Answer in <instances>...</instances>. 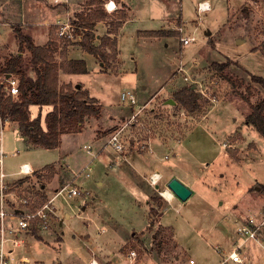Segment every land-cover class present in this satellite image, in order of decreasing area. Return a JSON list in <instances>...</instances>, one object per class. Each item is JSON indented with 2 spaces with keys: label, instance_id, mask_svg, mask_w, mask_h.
Segmentation results:
<instances>
[{
  "label": "rangeland",
  "instance_id": "1",
  "mask_svg": "<svg viewBox=\"0 0 264 264\" xmlns=\"http://www.w3.org/2000/svg\"><path fill=\"white\" fill-rule=\"evenodd\" d=\"M68 1L65 7L53 4L52 0H0V67L7 57L18 51L17 29L35 37L36 42H40L39 37L52 39L58 54L83 41L87 30L82 27L78 30L82 33L81 40L73 43L60 42L54 34L50 35L54 31L51 24L61 20L66 10L79 23L81 20L75 15L92 10L88 5L90 0ZM116 1L118 11L107 15L108 18L125 14L127 4L130 8L128 20L119 32V63L106 72L90 70L71 80L77 85L83 84L89 94L99 100L103 106L101 117L87 119L82 135H64L63 146L52 150L25 145L13 124L11 131L4 135L5 170L14 172L19 164L28 162L36 171L33 188L44 186L42 193L50 196L55 187L74 175L66 172L61 152L69 154L73 169L78 170L88 160L83 146L93 145L89 134L98 145L101 141L103 144L111 132L122 130L125 156L136 153L127 159L128 163L132 161L143 174L155 168L166 177L174 174L176 179L192 188V194L185 201L174 197L175 200L168 204L170 202L159 193L167 188L164 180L155 189L145 180L128 182L113 173L104 178L105 171L99 170L102 159L98 158L90 177L79 181L89 195L78 186L82 191L79 197L55 201L57 213L63 218L62 226L55 228L59 233L44 231L40 242L27 237L18 251L26 255L29 262L14 264H86L83 256L88 255L85 249L88 241H81L80 237L92 239L97 249L105 251L104 257L112 251L121 256L133 248L145 264H184L185 255L179 244L195 264H219L222 258L212 245L217 239L215 233L228 232L229 245H232L240 221L264 210V192L257 187L259 183L264 184V139L245 122L250 105L264 97V91L251 83L249 77L252 74L264 79L261 52L264 48V0H209L210 11L200 15L196 12L199 0H182L181 13L176 0ZM54 9L59 14L56 20L53 19ZM166 9L172 16L177 15L178 10L186 24L185 35H193L194 42L182 46L177 39L169 37L159 40H147V36L134 38L138 30L165 29L166 19L160 21V17ZM23 57L27 74L33 76L29 53L24 52ZM180 59L188 69V81L174 73ZM228 62L229 67L224 72L210 70L212 63ZM89 66L93 69L91 63ZM192 81L198 82L196 90L206 96L199 93V111L182 115L168 101H172L173 92L193 85ZM123 92L132 93L136 99L133 113L143 99L150 98L142 105L144 108L137 116L139 122L132 128L130 125L135 121L131 119L132 106L121 101ZM47 110L44 107L41 111L42 121ZM29 113L32 118L37 116L38 108L31 106ZM130 136L133 139L129 140ZM64 139L71 140L67 147ZM153 139L168 144L180 142L173 147L157 144L158 148L153 143L148 153L138 149L144 141L152 142ZM107 151H111L113 161L123 159L122 154L110 148L100 155ZM48 165L54 168L53 173L47 169ZM51 173L53 176L49 178ZM100 176L103 185L97 186L95 181ZM150 205L158 207L162 213L154 226L148 225ZM65 212L69 213V218H64ZM159 225L165 227V232L155 238ZM100 230H104L103 233ZM59 237H62L60 242ZM243 249L242 264H264V240L262 246L250 242Z\"/></svg>",
  "mask_w": 264,
  "mask_h": 264
},
{
  "label": "trees",
  "instance_id": "2",
  "mask_svg": "<svg viewBox=\"0 0 264 264\" xmlns=\"http://www.w3.org/2000/svg\"><path fill=\"white\" fill-rule=\"evenodd\" d=\"M101 3H103L101 0H90L88 3L92 7L90 13H78L75 16L81 22H75V19L72 22L78 25L79 28L82 27L87 30L83 41L79 42L81 48L103 63L104 70L107 71L116 59L117 45L116 40L108 36L102 37L99 45L93 42L94 34L92 30L95 24L108 19ZM124 19L125 14H122L116 21H111L114 33L121 27ZM54 31H51L50 35L54 34ZM15 35L18 51L15 55H11L4 60L0 72L2 74H12L18 78L19 93L15 98H12L6 96L0 87V115L3 118H8L12 124L16 125L17 132L25 144H30L35 148L56 149L60 146L61 135L79 133L87 119L100 117L103 106L99 100L89 95L88 90L84 89L82 84L72 85L71 83L61 84L59 82L60 72L69 75L86 74L87 69L83 61L68 60L66 49H62L59 54L60 59L56 58V44L52 39H49L45 45L38 46L34 44L31 37L24 34L20 29L15 30ZM143 35L151 38H161L176 37L179 34L177 31L156 30L147 31ZM24 52L29 53V65L33 76L27 74L24 68ZM261 52L264 56V48ZM228 67L229 62L212 63L210 70L221 73L227 70ZM249 77L251 83L259 85L264 91V79L262 77L252 74H249ZM193 87V85H188L173 92L172 101L174 103L171 107L187 114L199 111L200 94ZM244 99L248 100L246 97ZM31 106L38 108V114L33 118L29 113ZM44 107H49L50 110L45 114L42 121L41 111ZM250 109V113L245 117V122L247 125L252 126L264 139V97L251 104ZM138 122L136 116L130 127L136 126ZM138 129L140 130V128ZM146 131L150 130L146 129ZM47 169H50L53 173L54 168L51 165ZM52 173L49 178L53 176ZM257 187L264 192V184L259 183ZM36 195H38L40 202L45 201L46 195L44 193L37 192ZM161 215L162 213L158 207L150 205L148 225L154 226L157 217L160 221ZM164 228V226L159 225L158 233L154 237L156 238L163 231L165 232ZM31 235L40 240L39 230L32 229Z\"/></svg>",
  "mask_w": 264,
  "mask_h": 264
},
{
  "label": "built area",
  "instance_id": "3",
  "mask_svg": "<svg viewBox=\"0 0 264 264\" xmlns=\"http://www.w3.org/2000/svg\"><path fill=\"white\" fill-rule=\"evenodd\" d=\"M181 1L182 0H179L180 3ZM68 2V0H52L53 4H60L65 7L68 6ZM102 9L108 15H113L118 11V6L115 0H103ZM210 9L211 5L209 0H200L196 3V12L198 15L208 12ZM72 20L73 18H71L70 13L66 10L61 20L51 24V27L55 28L54 36L56 40L70 43L81 40L82 33L78 32L80 28L77 27ZM185 28L184 25L175 27V30L179 34V43L182 46L188 45L195 40L193 35H185ZM175 74L182 75L183 80L188 81V69L182 59L178 62ZM191 84L196 88L198 82L192 81ZM0 87L6 96L15 98L19 93V80L12 74H0ZM200 92V94L206 96L205 93L202 91ZM121 101L128 106L133 107L136 105V99L130 92L121 93ZM143 108L142 106L139 107V109L133 113L131 119H135V117L142 112ZM181 114L183 115V112H181ZM11 127L12 122L8 118H3L0 115V264L26 262L24 256L18 255V249L24 245L26 238L31 235L32 229L44 232L59 227L60 217L54 206L55 201L58 198L66 200V198L79 197L81 195L82 191L76 184L77 178H87L90 176L93 163L99 158L102 151H105L106 148H110L119 155L122 154V160H126L125 142L120 135L122 130H115L108 135L100 149L95 150L92 145H84L83 148L88 155V160L83 164L84 166L81 167L69 181L62 183L54 189L53 193L47 196L45 201L40 202L36 193L41 192L42 189L38 187H35L36 189L33 188L32 182L34 178H36V171H34L28 163L19 164L17 170L12 173H8L5 170L4 158L6 152L4 150V135L6 132L11 131ZM130 138L132 137H129V140ZM138 149L146 153L150 152L149 141H144V143L140 144ZM160 179L161 174L154 172L145 178V181L150 187L154 188L157 186ZM235 234L238 240H240V244L237 248L229 252L227 260L235 264H242L243 259L239 250L243 245L252 242L262 246L264 238V210L260 211L258 214L255 213L246 216L244 220L240 221L236 226ZM190 263L193 262L190 261ZM88 264L100 263L92 259ZM105 264L145 263L141 255L135 249L130 248L124 254H121V261L116 263L108 261Z\"/></svg>",
  "mask_w": 264,
  "mask_h": 264
},
{
  "label": "crops",
  "instance_id": "4",
  "mask_svg": "<svg viewBox=\"0 0 264 264\" xmlns=\"http://www.w3.org/2000/svg\"><path fill=\"white\" fill-rule=\"evenodd\" d=\"M116 1V0H115ZM200 1V0H199ZM117 2V1H116ZM198 2V1H197ZM196 2V3H197ZM176 4H177V6L179 7V12L181 13V10H182V1H181V3L179 2V0H176ZM181 4V5H180ZM180 7H181V9H180ZM55 8H57V7H55ZM129 10H130V8H128V4H127V7H126V12H125V19L122 21V25H121V27L118 29V31L116 32V33H114L113 32V30H112V26H111V21H116L117 20V17H115L114 19H111V18H108L106 21H100V22H97L96 24H95V26H94V29L92 30V33L94 34V40H93V42L96 44V45H99L100 44V41H101V38L102 37H104V36H108V37H110L111 39H115L116 40V45H117V55H116V59H115V61L113 62V64H111L112 66L114 65V66H117V64L119 63V32L122 30V28L125 26V24H126V22H127V20L128 19H126V17L128 16V12H129ZM104 11V10H103ZM52 12L55 14V16H53V19H57V16L59 15V14H57V9H54V10H52ZM106 13V12H105ZM117 13V12H116ZM180 13H178V10H177V15H175V16H172V14H170L169 12H168V10L166 9V11H164L163 12V14H161V17H160V21H164V19H166L164 22L165 23H167V27L165 28V29H161V30H168V31H174V32H176V30H175V27L176 26H180V25H185V27H186V24L183 22V19H182V17H181V14ZM107 14V13H106ZM108 15V14H107ZM60 17V16H59ZM111 17H113V16H111ZM59 19V18H58ZM170 25V26H169ZM147 31H149V30H144V31H141V30H138V31H136L135 32V34H134V38H136V39H139L140 37H143L144 35H143V32H147ZM210 33V32H209ZM179 36V35H178ZM178 36H176V37H169V38H174V39H177V41H179L178 40ZM30 37V36H29ZM163 38H168V37H161V38H151V37H148V39L147 40H152V39H155V40H159V39H163ZM31 39L33 40V42H34V44L35 45H38V46H43V45H45L46 43H47V41L49 40V39H47V38H45V40H42L40 37L38 38L39 40H40V42H36V38L35 37H33L32 35H31ZM143 39V38H142ZM14 46H15V44H14ZM107 51H109V50H107ZM66 57H67V59L68 60H81V61H83L84 63H85V65H86V69H87V73H89V71L90 70H92L93 72H106V70H104V64L103 63H101L96 57H94L92 54H89V53H87L86 51H84L82 48H81V46L79 45V44H73L72 46H70V47H68V48H66ZM56 58H58V59H60L59 58V54L56 52ZM90 61V62H89ZM89 63H91L92 64V68L93 69H91L90 68V66H89ZM108 70H110V69H108ZM107 70V71H108ZM86 73V74H87ZM175 73V72H174ZM77 75H81V74H77ZM76 76V74H74V75H69V74H62L61 72H60V76H59V82L61 83V84H68V83H71V84H73V85H77V83H75V82H72L71 80H72V77H75ZM174 76V75H173ZM65 79V80H64ZM83 85V84H82ZM147 86H148V84H146ZM84 89H86V90H88L87 88H85L84 87ZM143 89H146V86L145 87H143ZM89 93V92H88ZM155 93L156 92H154V94L153 95H155ZM90 95V94H89ZM152 95V96H153ZM91 96V95H90ZM91 97H93V96H91ZM95 98V97H94ZM98 100V99H97ZM150 101V98L149 99H143V102H142V104H141V106L142 105H146L148 102ZM140 106V107H141ZM46 108H48V110H47V112L50 110V108L49 107H46ZM128 109V108H127ZM127 109H123L122 111H124V110H127ZM129 110V109H128ZM133 110H134V108L133 107H130V113L132 112L133 113ZM121 111V112H122ZM46 112V113H47ZM101 115H102V112H101ZM101 115H100V117H101ZM99 117V118H100ZM99 118H93V119H99ZM122 120H125V118L124 117H120ZM13 125V124H12ZM85 123L83 124V127H82V129H81V131L79 132V133H77V134H70V136L71 137H73L74 135H82L85 131H86V129H85ZM93 134H95L94 132H93ZM64 135H69V134H63V135H61L60 136V146L58 147V148H56V149H59V148H61V146H63V142H62V140H63V138H64ZM69 138V139H72V138ZM89 141H90V143H91V141H92V143H93V147H94V149L96 150V149H100L102 146H103V144H102V142L103 141H101L98 145H97V141H95L94 140V137L92 136V134H89ZM64 141L65 142H67L66 143V147L68 146V144H70V141L71 140H68V139H64ZM178 142H180V141H177L176 143H178ZM155 144V146H156V148H158V145L157 144H159V145H163V146H168V147H173V145H175V144H168V143H165V142H159V141H157V140H155V139H153L152 140V142L151 141H149V145H151V144ZM101 144V145H100ZM25 145H27V146H31L30 144H25ZM100 145V146H99ZM62 150V149H61ZM64 150V149H63ZM62 150V151H63ZM144 153H146V152H144ZM111 151H107V152H104L102 155H100L99 156V159L98 160H100V159H102L101 160V166L99 167V170H104L105 171V173H104V175L102 174V176H104V178L105 177H108V175L109 174H111V173H113L115 176H118L119 178H121L122 180H124V181H128V182H132V181H136V180H138V181H140V182H144V180H145V178H147L150 174H152V173H154V172H158V173H160L161 174V179H160V181L158 182V184L162 181V180H164V182L167 184L171 179H173V178H175V176L176 175H174V174H172V176H169V177H166V176H164V174L161 172V171H159L158 169H154V170H152L151 172H149V173H147V174H143L133 163H132V161H131V163H130V161H129V163H128V161H127V159L129 160V159H131L132 158V156L134 155V154H136V153H130L127 157H126V160L124 161V160H119V161H113L112 159H111ZM64 155V156H63ZM60 158H62V160H63V162H65L64 163V166L66 165L67 166V168H66V172L69 174V175H72V174H76L78 171H79V169L81 168V166H80V168L78 169V170H74L73 169V167H72V164H71V162L69 161V154L68 153H66V152H61V154H60ZM60 158H59V160H60ZM58 161V160H57ZM56 162V161H55ZM26 163H28V162H26ZM54 163V162H53ZM29 164V163H28ZM84 164V163H83ZM82 164V165H83ZM130 164H131V166H130ZM30 165V164H29ZM48 166H50V165H48ZM47 167V166H46ZM134 167V168H133ZM45 168V167H44ZM109 168H111V169H109ZM43 169V168H42ZM138 169V170H137ZM41 170V169H40ZM8 173H12V172H8ZM102 176H100V177H97L99 180H97V181H95V184L97 185V186H101V185H103V180H100L101 178H102ZM90 177V176H89ZM89 177H87V178H89ZM166 177V178H165ZM81 178L83 179V180H85V179H87L86 177H79V178H77V182H76V184H77V186H79L80 188H82L81 186H80V184H79V181L81 180ZM179 181H181V180H179ZM182 182V181H181ZM183 183V182H182ZM147 184V183H146ZM158 184H157V186L156 187H154L155 189H157L158 188ZM186 185V184H185ZM187 186V185H186ZM190 190H191V192H192V188H190V186H187ZM56 188V187H55ZM54 188V189H55ZM42 191L41 192H44L43 190H44V186H42ZM53 189V190H54ZM167 189V188H166ZM82 190H84L83 188H82ZM84 192H86L87 193V195H89V191H87V190H84ZM192 194V193H191ZM91 195V194H90ZM74 198H76V197H74ZM175 199H173L172 200V202L174 201ZM171 201H170V203H168V204H171L172 203ZM84 210V208H82L81 209V211H83ZM250 215V214H249ZM248 216V215H247ZM70 217V215H69V213H67V212H65V214H64V218H69ZM62 224H63V218L61 219L60 218V222H59V227H61L62 226ZM103 231L104 230H100V232L101 233H103ZM50 232H58V230H51ZM41 233H44V232H39V236H40V240H37V241H41L42 240V238H43V236H41ZM59 233V232H58ZM61 234V233H60ZM216 236H217V239H216V242H214L212 245L214 246V250H216V252L221 256V258H222V261L221 262H219V264H228V263H230V261L229 260H227V256H228V254H229V252L231 251V250H233V249H235V248H237V246L240 244V240H238V238L235 236V239H234V242H232V245H229L230 243H229V237H227L228 236V232H226L225 230H222V232H220V231H217L216 233ZM215 236V235H214ZM28 237H34L33 235H29ZM73 237H74V235H73ZM35 238V237H34ZM79 240H87L88 242H87V244L85 245V249H86V251H87V253H88V255L84 258V256H83V259H87V261H86V264H88L92 259H95L96 261H98L100 264H105V263H107L108 261L110 262H119V261H121V256H120V253H117V252H115V251H112V252H108V256L107 257H104V255H106L105 254V251H101L100 249H97V247L96 246H94L93 244H92V239H89L88 237L87 238H84V239H81V237L80 238H78ZM174 239V238H173ZM59 240L60 241H62V237L60 238L59 237ZM58 240V242H60ZM175 240V239H174ZM263 240H264V238H263ZM175 242H176V244H178L177 243V241L175 240ZM178 246L180 247V249L183 251V253L182 254H184L185 255V263L184 264H195V262L193 261V259L187 254V252L183 249V247L182 246H180L179 244H178ZM230 248V249H229ZM244 248V245L241 247V249L239 250V252H240V255H242V250H244L243 249ZM229 249V250H228ZM18 255H22V256H24L25 257V259H26V262H29V258L26 256V255H24L23 253H20L19 251H18ZM120 256V257H119ZM175 258H176V260H179L178 259V257L177 256H175ZM179 258H180V256H179ZM190 261H192L193 263H190ZM18 263H20V262H18ZM22 263H24V262H22ZM232 263V262H231ZM232 264H235V263H232Z\"/></svg>",
  "mask_w": 264,
  "mask_h": 264
},
{
  "label": "water",
  "instance_id": "5",
  "mask_svg": "<svg viewBox=\"0 0 264 264\" xmlns=\"http://www.w3.org/2000/svg\"><path fill=\"white\" fill-rule=\"evenodd\" d=\"M210 33L208 32V35ZM195 88V87H193ZM173 104V101H168ZM167 189L173 194L174 197L178 198L180 201H185L191 195V190L176 178L171 179L167 183Z\"/></svg>",
  "mask_w": 264,
  "mask_h": 264
},
{
  "label": "bare ground",
  "instance_id": "6",
  "mask_svg": "<svg viewBox=\"0 0 264 264\" xmlns=\"http://www.w3.org/2000/svg\"><path fill=\"white\" fill-rule=\"evenodd\" d=\"M160 193L167 201H172L174 199L173 194L168 189H163Z\"/></svg>",
  "mask_w": 264,
  "mask_h": 264
}]
</instances>
